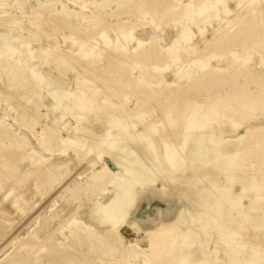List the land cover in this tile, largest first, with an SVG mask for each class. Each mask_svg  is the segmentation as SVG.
Returning <instances> with one entry per match:
<instances>
[{
  "label": "rangeland",
  "instance_id": "obj_1",
  "mask_svg": "<svg viewBox=\"0 0 264 264\" xmlns=\"http://www.w3.org/2000/svg\"><path fill=\"white\" fill-rule=\"evenodd\" d=\"M3 1L0 264H264V0Z\"/></svg>",
  "mask_w": 264,
  "mask_h": 264
},
{
  "label": "bare ground",
  "instance_id": "obj_2",
  "mask_svg": "<svg viewBox=\"0 0 264 264\" xmlns=\"http://www.w3.org/2000/svg\"><path fill=\"white\" fill-rule=\"evenodd\" d=\"M15 1H22V0H15ZM24 1V0H23ZM27 0H25V2H26ZM117 4H120L121 2H120V0H119V2H118V0H114ZM24 2V3H25ZM104 2V1H103ZM109 2V1H108ZM23 3V4H24ZM10 4V3H9ZM9 4H5V1H3V0H0V8H3V9H6V10H8V7L10 6ZM22 4V5H23ZM14 5H15V3H14ZM13 4H11V6H14ZM73 5L74 6H76V4L75 3H73ZM99 5H101V4H99ZM105 5V4H104ZM97 6H98V4H97ZM103 6V5H102ZM119 6V5H118ZM16 7V6H15ZM20 7V6H19ZM51 7H52V5H49V4H44V3H42V4H40V5H38L36 8H34L33 10H32V13H33V18H34V20L35 19H39V18H41V17H43V16H48L49 15V13H51L52 12V10H51ZM101 7V6H100ZM106 7V6H105ZM62 8V7H61ZM103 8V7H102ZM109 8V7H108ZM96 9V8H95ZM105 9V8H104ZM89 10H91V9H89ZM99 10H101V11H105V10H102V9H99ZM98 10V11H99ZM107 10V9H106ZM93 11V9L90 11V12H92ZM96 11H97V9H96ZM97 11V12H98ZM113 11V10H112ZM57 12V11H56ZM94 12V11H93ZM59 13H61V16H63V17H66V16H68V14H69V12L68 11H66L64 8H62L59 12H57V15L56 16H53V17H51L50 18V20L51 21H58L59 19H61L60 18V14ZM96 13V12H95ZM94 13V14H95ZM106 13H108V12H106ZM111 13V12H110ZM98 14V13H97ZM96 14V15H97ZM99 14H101V12H99ZM98 14V15H99ZM103 15V14H102ZM46 16V17H47ZM8 17L11 19V21H12V24L11 25H9V27H16V28H24L23 26H24V24L22 25L21 24V19L20 18H17V16H15V15H12V14H8ZM46 17H44V18H46ZM101 17V16H100ZM86 18H87V16H86ZM104 18V17H103ZM100 19V18H99ZM87 20V19H86ZM104 21V20H103ZM92 22L94 23V20H92ZM106 22V21H105ZM55 23V22H54ZM88 23V22H87ZM90 23V22H89ZM96 23H97V21H96ZM26 24V23H25ZM28 24V23H27ZM92 24V23H91ZM100 24V23H99ZM89 25V24H88ZM95 24H93V26H94ZM86 26V25H85ZM84 26V27H85ZM90 26H92V25H90ZM101 26V25H100ZM26 27H28V26H26ZM72 27V26H71ZM86 28H88L89 29V26H87ZM96 28V27H95ZM35 32V31H34ZM53 33V32H52ZM61 49V48H60ZM59 48H58V52H59V50H60ZM82 52V51H81ZM80 52V53H81ZM57 53V52H56ZM58 54V53H57ZM57 54H55V56L57 55ZM78 55H79V53H78ZM54 56V57H55ZM58 56H61V57H67V58H65V59H68V58H70V60H73L72 58L73 57H76V55H75V53H72V52H69V51H66V50H64V49H62V51H60L59 52V55H57V57ZM63 57V58H64ZM79 57V56H78ZM82 57V56H81ZM85 57V56H84ZM59 58V57H58ZM74 59H76V61H77V57L76 58H74ZM79 59H80V57H79ZM56 60V59H55ZM54 60V61H55ZM61 60H63V59H61L60 58V60H59V62L61 61ZM69 60V59H68ZM67 60V61H68ZM64 61V60H63ZM76 61H72V62H74V63H72V64H77L79 61H77V63H75ZM56 62V61H55ZM64 62H66V61H64ZM64 62H63V64H64ZM70 62V61H69ZM61 64H62V62H61ZM66 64H67V62H66ZM69 66H70V63L68 64ZM68 66V67H69ZM63 67H64V65H63ZM66 67H67V65H66ZM70 67H72V66H70ZM69 67V68H70ZM76 67H78V66H76ZM64 69H67V68H65L64 67ZM84 69V68H83ZM85 69H86V67H85ZM88 69V68H87ZM86 69V70H87ZM90 69H92V67L90 68ZM85 70V71H86ZM88 71V70H87ZM92 71V70H91ZM95 71V70H94ZM99 71V70H98ZM98 71H96V72H98ZM89 72V71H88ZM87 72V73H88ZM95 72V73H96ZM100 72V71H99ZM93 73V72H92ZM91 73V74H92ZM90 74V75H91ZM98 74V73H97ZM93 75V74H92ZM99 76H100V74H99ZM25 77H28L27 75L25 76ZM103 77V76H102ZM29 78V81H30V77H28ZM92 78H94V77H92ZM95 78H96V76H95ZM101 78V77H100ZM27 79V78H26ZM100 80V79H99ZM94 81V80H93ZM102 81H105V79H102ZM108 80H106V82H107ZM112 86V85H111ZM110 86V87H111ZM113 87V86H112ZM114 88V87H113ZM113 88H110V89H112L113 90ZM169 88V87H168ZM111 90V91H112ZM108 91V90H107ZM116 92H111V94H110V96H108V99H106V100H104L103 101V105H104V107L107 109V110H113V111H115L116 109L117 110H120L121 112H122V116L123 115H126L127 113V111H128V109L126 108V106H122V101H121V96L119 95V91L118 90H115ZM184 96V95H183ZM110 97V98H109ZM107 98V97H106ZM137 98V97H136ZM120 101L122 102V103H120ZM147 104V103H146ZM123 105H124V103H123ZM25 110V109H24ZM38 110V109H37ZM104 111V110H103ZM233 111V114H235L236 115V113H240V112H242L240 109H233L232 110ZM130 113V112H129ZM232 113V112H231ZM233 114H231V115H233ZM232 116V117H236V116ZM238 116V115H237ZM38 119H40V118H38ZM3 126V125H2ZM1 127V126H0ZM3 128V127H2ZM4 128H5V126H4ZM3 128V129H4ZM6 129H8L7 127H6ZM70 130V129H69ZM68 130V131H69ZM9 131V130H8ZM67 131V132H68ZM169 131V130H168ZM176 132H179L180 133V131L179 130H175ZM254 133H255V136H256V139H264V127H259V128H256V129H253L252 130ZM60 132V131H59ZM167 133V132H166ZM14 135H16V134H14ZM77 135L80 137V142H86L87 140H88V142H89V139L91 140L92 138H95L96 136L94 135V134H92V133H90V132H81V134H76V136H74V138H76L77 137ZM58 136V135H57ZM70 136H72V135H70ZM166 136V135H165ZM17 137H19V136H17ZM22 138V137H21ZM70 138V137H69ZM73 138V137H72ZM71 138V139H72ZM73 138V139H74ZM78 138V137H77ZM168 138V137H167ZM167 140H169V138L167 139ZM170 140H172V139H170ZM179 140V139H178ZM78 142V141H77ZM88 142H86V144L88 143ZM91 142V141H90ZM172 142V141H171ZM84 144V143H83ZM91 144H92V142H91ZM93 145V144H92ZM91 145V146H92ZM95 145V144H94ZM88 146V145H87ZM97 146H99V145H97ZM96 148V147H95ZM98 148V147H97ZM101 148V147H100ZM99 150V149H98ZM102 151H103V149H101ZM100 150V151H101ZM106 153V152H105ZM108 153V152H107ZM87 162V161H86ZM122 162V161H121ZM132 164V163H131ZM130 165V164H129ZM135 165V164H134ZM102 166V165H101ZM131 167H133V166H131ZM134 168H136V167H134ZM102 170H107L106 169V166L105 167H103L102 168ZM101 170V171H102ZM193 216H191L190 218H192ZM193 218H195V217H193ZM191 220V219H190ZM192 221V220H191ZM194 221H195V219H194ZM236 232V231H235ZM243 231H241V232H239L238 231V233H242ZM249 232V231H248ZM237 233V232H236ZM251 233V232H250ZM239 235V234H238ZM241 235V234H240ZM246 235V234H245ZM262 235V234H261ZM264 235V234H263ZM263 235H262V237H261V239H263L264 237H263ZM233 238V237H232ZM234 238H237V237H235L234 236ZM244 238V237H243ZM252 238H254V239H256L255 237H252ZM260 238V237H259ZM252 241H253V239H252ZM251 241V242H252ZM255 241V240H254ZM253 241V242H254ZM236 242V241H235ZM257 242V241H256Z\"/></svg>",
  "mask_w": 264,
  "mask_h": 264
},
{
  "label": "crops",
  "instance_id": "obj_3",
  "mask_svg": "<svg viewBox=\"0 0 264 264\" xmlns=\"http://www.w3.org/2000/svg\"><path fill=\"white\" fill-rule=\"evenodd\" d=\"M44 4H46V3H44ZM0 11H2L1 9H0ZM122 26H119V25H117L118 26V28H121V29H125L124 31H127V32H129L130 31V26H132V24H128V23H122L121 24ZM148 51H152L151 53V56H155L156 57V53H155V51L153 50V47L151 46V44H150V46H149V49H146L145 50V52H144V55H146V53L148 52ZM143 52V51H142ZM73 53V52H72ZM99 69V68H98ZM119 93V92H118ZM119 95L121 96V98H122V94L121 93H119ZM161 96H163V95H160V97ZM138 100H137V105L135 106V107H133V108H130V107H128L127 105H126V108L128 109V111L130 112H127V114H135V113H138L139 111H141L142 109H143V107H144V101H148V99L150 100V97H147L146 99H145V97H141V98H137ZM103 103V102H102ZM107 110V109H106ZM262 127H264V126H262ZM179 128V126H177V127H175V128H172V130H175V129H178ZM256 128H259V127H256ZM256 128H250L249 130H248V134H249V136H252L253 138H255L256 139V136H255V133L252 131L253 129H256Z\"/></svg>",
  "mask_w": 264,
  "mask_h": 264
}]
</instances>
